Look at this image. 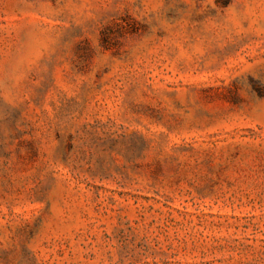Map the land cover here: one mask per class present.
I'll list each match as a JSON object with an SVG mask.
<instances>
[{
	"label": "rangeland",
	"instance_id": "rangeland-1",
	"mask_svg": "<svg viewBox=\"0 0 264 264\" xmlns=\"http://www.w3.org/2000/svg\"><path fill=\"white\" fill-rule=\"evenodd\" d=\"M0 264H264V0H0Z\"/></svg>",
	"mask_w": 264,
	"mask_h": 264
}]
</instances>
